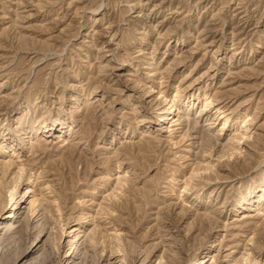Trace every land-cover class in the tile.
I'll use <instances>...</instances> for the list:
<instances>
[{
	"label": "rangeland",
	"instance_id": "374dc122",
	"mask_svg": "<svg viewBox=\"0 0 264 264\" xmlns=\"http://www.w3.org/2000/svg\"><path fill=\"white\" fill-rule=\"evenodd\" d=\"M1 227L0 264H264V0H0Z\"/></svg>",
	"mask_w": 264,
	"mask_h": 264
},
{
	"label": "bare ground",
	"instance_id": "6f19581e",
	"mask_svg": "<svg viewBox=\"0 0 264 264\" xmlns=\"http://www.w3.org/2000/svg\"><path fill=\"white\" fill-rule=\"evenodd\" d=\"M10 217H12V215H10L9 218H10ZM13 226H15V225H13ZM3 228H4V227H1V228H0V231H1ZM11 232H12V231H11Z\"/></svg>",
	"mask_w": 264,
	"mask_h": 264
}]
</instances>
